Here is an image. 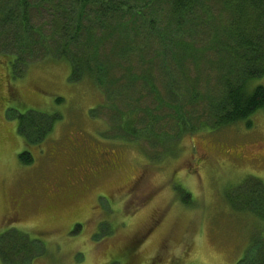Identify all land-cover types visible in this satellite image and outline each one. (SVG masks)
Here are the masks:
<instances>
[{"label": "rangeland", "instance_id": "1", "mask_svg": "<svg viewBox=\"0 0 264 264\" xmlns=\"http://www.w3.org/2000/svg\"><path fill=\"white\" fill-rule=\"evenodd\" d=\"M47 19L44 10L31 13L23 45L17 17L0 19V233L14 228L41 241L42 253L31 264H236L253 234L264 237V220L228 203V198L244 200L237 185L248 177L264 187L263 111L249 117V127L240 121L187 132L175 139L177 150L170 153L165 146L174 142L170 136L179 125L171 111L176 105L186 109L194 128L207 117L206 101L215 92L206 83L207 67L199 70V80V71L187 67L189 82L196 79L190 84H203L191 103L184 87L168 97L167 85L183 78L186 63L179 73L173 58L155 55L141 43L126 48L113 38L103 53L111 56L117 44L116 54L154 66L155 83L166 97L164 104L150 95V104H144L147 90L134 84L124 104L142 109L139 124L157 126L149 139L134 143L121 131L117 109L103 106L102 89L87 78L70 81V63L46 55L47 42L37 32L49 35ZM15 55L19 77L12 73ZM114 69L106 88L118 101L127 93L119 81L129 74ZM251 85L264 86V75ZM31 111L57 116L36 145L26 144L17 128ZM22 151L32 155L30 164L19 161ZM101 152L109 153L112 169L93 181L75 182L89 175L91 160Z\"/></svg>", "mask_w": 264, "mask_h": 264}, {"label": "trees", "instance_id": "2", "mask_svg": "<svg viewBox=\"0 0 264 264\" xmlns=\"http://www.w3.org/2000/svg\"><path fill=\"white\" fill-rule=\"evenodd\" d=\"M3 2L9 10L6 5H0V19L17 17L25 32L19 41L21 45L29 41L31 13L46 11L49 35H42L41 30L37 32L47 42L46 55L64 58L70 63V81L75 77L77 82L87 78L100 87L103 106L107 104L117 109L121 131L134 143L146 141L157 129L154 123L139 124L140 107H132L129 101L124 104L134 84L139 83L147 90L144 104L150 102V95L151 101L156 103H164L166 97L155 83L154 66L134 64L127 54H116L117 44L111 56L103 53L102 48L113 38L123 40L126 48H135L141 43L155 55L173 58L179 73L185 72L186 63L183 78L175 85H167L168 97L177 96L178 90L184 87L183 92L190 96L188 102L191 103L200 93L197 88L203 84L199 81L197 86L190 84L196 79L189 82L191 75L187 67L196 71L207 67L206 83L212 85L211 94L215 90L210 101H206L207 117L194 128L188 123L186 109L176 105L171 110L179 120L176 137L170 136L174 142L165 146L170 153H175L177 140L187 132L192 134L205 127L220 129L240 121H245L249 127L248 119L252 114L257 110L264 113V86L251 85L254 79L264 75V0H0V4ZM12 57L13 76L19 77L23 73L17 67L19 56ZM116 66L123 67L129 74L119 81L127 93L118 101L109 98L106 88L107 78L112 76ZM176 103L179 102L176 100ZM33 112L28 118H21L17 126L24 142L30 145L42 142L57 119V116L50 119L43 113ZM18 159L24 164L33 161L28 151L19 153ZM237 187L242 189L245 198L239 201L228 198L230 206L250 211L264 220L262 184L248 177ZM184 197L186 193L183 200ZM79 227V224L74 225L73 231ZM37 243L43 244L17 229L4 230L0 233V263L31 264L42 253ZM236 264H264V237L253 234L243 258Z\"/></svg>", "mask_w": 264, "mask_h": 264}, {"label": "flooded vegetation", "instance_id": "3", "mask_svg": "<svg viewBox=\"0 0 264 264\" xmlns=\"http://www.w3.org/2000/svg\"><path fill=\"white\" fill-rule=\"evenodd\" d=\"M108 158H109L108 152H101L98 157L91 160L90 169H88L85 172L86 175L87 174H89V175L86 176L85 178H83V176L81 177V175H79V177L75 178L74 181L75 182L80 181V183H82V182L84 183L85 180L93 181V179L99 178L101 176L100 174L104 170L112 169V168L108 167V163L110 162V159L108 160ZM115 158L116 157H113V159H115ZM113 168H115V167H113Z\"/></svg>", "mask_w": 264, "mask_h": 264}, {"label": "bare ground", "instance_id": "4", "mask_svg": "<svg viewBox=\"0 0 264 264\" xmlns=\"http://www.w3.org/2000/svg\"><path fill=\"white\" fill-rule=\"evenodd\" d=\"M61 68V67H60ZM65 70V69H64Z\"/></svg>", "mask_w": 264, "mask_h": 264}]
</instances>
